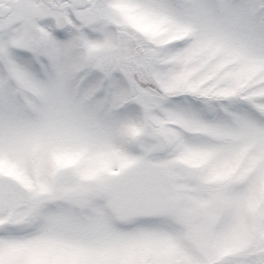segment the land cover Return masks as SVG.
Listing matches in <instances>:
<instances>
[{"label":"snow or ice","instance_id":"6c2138e0","mask_svg":"<svg viewBox=\"0 0 264 264\" xmlns=\"http://www.w3.org/2000/svg\"><path fill=\"white\" fill-rule=\"evenodd\" d=\"M0 264H264V0H0Z\"/></svg>","mask_w":264,"mask_h":264}]
</instances>
